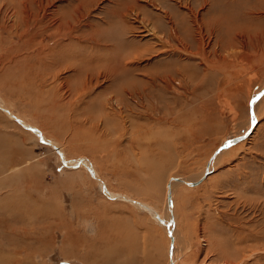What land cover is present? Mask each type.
Returning <instances> with one entry per match:
<instances>
[{
    "label": "rangeland",
    "instance_id": "obj_1",
    "mask_svg": "<svg viewBox=\"0 0 264 264\" xmlns=\"http://www.w3.org/2000/svg\"><path fill=\"white\" fill-rule=\"evenodd\" d=\"M260 92L175 264H264V0H0V264H171Z\"/></svg>",
    "mask_w": 264,
    "mask_h": 264
},
{
    "label": "bare ground",
    "instance_id": "obj_2",
    "mask_svg": "<svg viewBox=\"0 0 264 264\" xmlns=\"http://www.w3.org/2000/svg\"><path fill=\"white\" fill-rule=\"evenodd\" d=\"M259 94L262 95V93H258L257 96L252 100V105H251V112L253 114V117L250 119V123L248 125V129L246 131V133H244L243 135H240L238 137H233V138H240V140H238L237 142H235L234 144H230L228 145V143L226 144V141L221 145V147L218 149V151H216L214 153V155L212 156V158L210 159V161L208 162V167H207V171H206V174L204 175V173L198 178V180L200 179L199 182H197L196 184H190L191 182H195V181H191V180H188V179H184V178H172V179H169V183H168V188L165 187V194L167 193V208H165L164 212H165V217L164 219H166L167 221H163L161 219V217H159L160 215L159 212L160 211H155L154 209L148 207L147 205L145 204H141L139 203L138 205H142L143 207H146L148 210V212L161 224L163 225H166V227L168 228H164L170 235L171 239H172V246H171V264H175L176 262V254H175V251H174V247L176 245V226H175V217H174V208H173V205H172V198H173V194H174V190L176 187H178L179 185H188V186H191V187H194V186H197L198 184H200L201 181L204 180V178L206 177V175L208 174V170H211L212 169V166H213V163L216 162V159L218 157V155L220 153L223 152V150L231 147L232 145H235V144H238L240 143L241 141L245 140L247 138V136L249 135V131L250 129L252 128L253 129V126L256 124L257 122V115L255 113V111H253V106L255 105L256 106V103L258 99H260L261 95L259 96ZM141 95V94H140ZM135 96V95H134ZM137 98V97H136ZM139 99V98H138ZM256 110V107L254 108ZM254 112V113H253ZM245 135V136H244ZM241 136H244L241 138ZM231 139V138H230ZM229 140V139H228ZM204 176V177H203ZM203 177V179H201ZM190 182V183H188ZM170 193V198H171V202H169V196L168 194ZM113 196V195H112ZM116 197V196H115ZM113 198V197H112ZM118 198V197H116ZM120 198V197H119ZM122 199L124 198L125 200H129L128 198L126 197H121ZM156 209V208H155ZM158 212V213H157Z\"/></svg>",
    "mask_w": 264,
    "mask_h": 264
},
{
    "label": "water",
    "instance_id": "obj_3",
    "mask_svg": "<svg viewBox=\"0 0 264 264\" xmlns=\"http://www.w3.org/2000/svg\"><path fill=\"white\" fill-rule=\"evenodd\" d=\"M262 93V92H261ZM261 94H259V96H260ZM245 136V135H244ZM244 136H241V138L242 137H244ZM238 140H240V138H231V139H229V140H227L226 141V144L228 143V145H230V144H234L235 142H237ZM188 183H190V182H188ZM197 182H191L190 184H196ZM168 196H169V202H171V198H170V193L168 194Z\"/></svg>",
    "mask_w": 264,
    "mask_h": 264
}]
</instances>
